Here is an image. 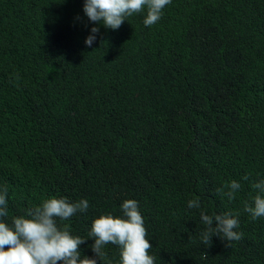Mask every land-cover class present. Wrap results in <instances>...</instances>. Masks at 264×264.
Instances as JSON below:
<instances>
[{
	"label": "trees",
	"instance_id": "trees-1",
	"mask_svg": "<svg viewBox=\"0 0 264 264\" xmlns=\"http://www.w3.org/2000/svg\"><path fill=\"white\" fill-rule=\"evenodd\" d=\"M83 5L0 0V222L86 199L58 228L86 239L82 256L122 264L111 243L96 258L89 234L132 199L154 264H264V217L245 211L264 180V0H170L157 23L145 8L117 30ZM233 180L229 200L217 189ZM201 212L236 217L241 238L206 248Z\"/></svg>",
	"mask_w": 264,
	"mask_h": 264
},
{
	"label": "clouds",
	"instance_id": "clouds-1",
	"mask_svg": "<svg viewBox=\"0 0 264 264\" xmlns=\"http://www.w3.org/2000/svg\"><path fill=\"white\" fill-rule=\"evenodd\" d=\"M170 0H84L83 11L92 22H102L106 28L117 30L126 17L147 9L144 24L151 26L157 23L162 10ZM99 29L93 27L84 41L91 47ZM248 180V176L243 177ZM256 190L251 205L245 202V211L252 219L264 217V180L252 182ZM241 188L238 181H230L218 193L235 198ZM225 189H227L225 191ZM7 188L0 190V217H7ZM88 201L69 202L67 198H50L40 206L29 208L25 216L13 218L12 226L0 222V264H97L96 259L82 256L78 246L86 239L72 236L65 228H58L56 220L68 219L78 211L86 212ZM189 208H199L200 198L188 201ZM123 217L102 215L94 219L90 236L95 237L91 245L95 257L104 256V245L111 243L121 247L122 264H154L155 257L149 255L152 245L146 239V229L143 218L138 210V202L132 199L123 201L121 205ZM201 221L206 228L200 235V240L206 248L211 245L212 236H218L224 241H237L241 234L235 231L239 225L236 217L229 213L209 216L201 212ZM215 222V226H213ZM5 246H8L5 250ZM204 258L207 253L204 252Z\"/></svg>",
	"mask_w": 264,
	"mask_h": 264
}]
</instances>
